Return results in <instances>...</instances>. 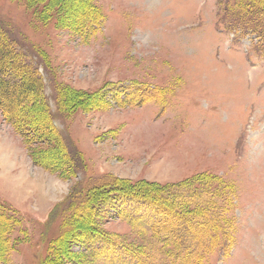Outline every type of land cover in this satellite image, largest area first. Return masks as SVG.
Returning <instances> with one entry per match:
<instances>
[{"label": "rangeland", "instance_id": "rangeland-1", "mask_svg": "<svg viewBox=\"0 0 264 264\" xmlns=\"http://www.w3.org/2000/svg\"><path fill=\"white\" fill-rule=\"evenodd\" d=\"M238 4L0 0L2 95L36 84L18 108L27 143L0 112V205L19 219L0 218V264H178L152 234L154 209L116 194L126 189L210 210L220 246L204 264H264V55L232 29L247 23ZM93 188L104 190L84 209Z\"/></svg>", "mask_w": 264, "mask_h": 264}, {"label": "trees", "instance_id": "trees-1", "mask_svg": "<svg viewBox=\"0 0 264 264\" xmlns=\"http://www.w3.org/2000/svg\"><path fill=\"white\" fill-rule=\"evenodd\" d=\"M257 3H264V0H239L238 5L240 13L245 16V21L247 23L242 25L233 24L234 27H232V29H242L243 33L255 36L256 42L254 45L256 49L264 55V5L260 6ZM240 4H242V6ZM93 14L94 12L91 10L87 13L86 18H89V15L94 17ZM2 58L4 57L0 52V59ZM16 83H18L17 88L19 91H17V88L12 87L13 90L15 89L13 92L16 97L14 100H11L9 98H4L2 95V92L7 90L9 85H11V81L0 80V112L4 120L8 122L16 130L18 135L26 142L29 140L27 139L28 133L25 130V126L28 124L26 121L21 122L22 118L24 117H22L21 114H18V108H20L19 105L23 103L28 95L36 92V84L33 81H19ZM14 86L16 87V85ZM40 93L43 98V104L46 108L47 114L49 115V124L51 125L54 134L60 139L62 138V132L55 124L56 114L49 103L50 99L46 97L44 86L41 87ZM140 93H143V91H140ZM145 95L147 97H151L149 93ZM53 102L57 107L58 114H63L64 111L63 107L61 106L57 90L55 91ZM80 107L84 108L83 106ZM117 181L118 180L116 179L108 178L106 182L112 186L116 185V183H118ZM103 190L104 188H93L89 190L85 198L84 196L79 197V199L83 201L80 205L84 209H87L86 203L89 201L93 202V198L97 197L99 191L102 193ZM92 192H95L94 195H92ZM116 194H118L119 197L124 200L126 199L131 201L132 204L136 203L141 206H148L154 209L155 218L151 229L152 234L154 236L162 237L165 241L169 240L171 242V247L175 251V259L178 261V264H204V259L208 255L212 254L220 246V244L216 245L215 243L218 242L217 235L221 232V230L216 226L217 220L213 218L212 215H210V210L206 209L205 207L195 205L191 213L181 214V212L175 210L174 206L168 203L169 201L165 200L164 198H160V194L158 192H152L150 190L149 193H146L141 190L126 189L122 191L117 190ZM100 195L104 196L105 194ZM69 204L70 200L67 199L61 206H59L57 210L60 212V214H64L66 212ZM2 206L3 205H0V218H3L2 216L5 215L3 214L4 212L2 213V211H4ZM72 211L77 213L79 212L77 209H73ZM89 211L91 212V210ZM86 215L87 214H85V212L81 213V218L84 220V216ZM5 216L6 217L3 219L6 221L7 225H14L19 220L15 217L13 218L11 216ZM196 228L200 229V234H198ZM1 235L3 236V234ZM91 238L94 239L95 237ZM26 240L27 239L25 238H15L13 242L14 248L18 249V247ZM7 241L8 239L6 240V243ZM106 242L109 241L106 240ZM123 250L127 253L130 252L127 249ZM128 256L131 258V262H133V264H150L149 261H145L143 260L144 258L135 256L132 253H129Z\"/></svg>", "mask_w": 264, "mask_h": 264}]
</instances>
